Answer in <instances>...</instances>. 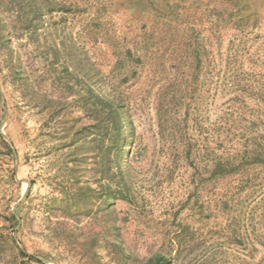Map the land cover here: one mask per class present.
Returning a JSON list of instances; mask_svg holds the SVG:
<instances>
[{"label": "rangeland", "instance_id": "1", "mask_svg": "<svg viewBox=\"0 0 264 264\" xmlns=\"http://www.w3.org/2000/svg\"><path fill=\"white\" fill-rule=\"evenodd\" d=\"M43 1L35 34L20 20L0 42V264H37L12 235L44 264H264V0ZM87 90L133 129L131 201L91 214L70 193L99 188L72 145Z\"/></svg>", "mask_w": 264, "mask_h": 264}, {"label": "trees", "instance_id": "2", "mask_svg": "<svg viewBox=\"0 0 264 264\" xmlns=\"http://www.w3.org/2000/svg\"><path fill=\"white\" fill-rule=\"evenodd\" d=\"M43 0H0V42L9 38V28L15 27V23L23 21L27 27L25 31H32L35 34L38 29L42 16L40 10H42ZM26 7L29 9L35 8L33 13L35 14L30 18L26 16L24 11L27 12ZM16 10L17 15L10 17L11 12ZM64 12H68L67 9H63ZM21 14V16H20ZM23 14V15H22ZM7 18L12 19V22H8ZM74 104L79 108L85 115L93 119V124L81 128L72 137V145L76 146V151L81 148L88 147V152L92 151L94 155L95 169L96 172L95 182L99 185L98 189H95L90 181H87L83 186L76 187L72 193V200L76 198L74 207L81 201L83 208L87 214H91L96 210V204L99 200L105 198L108 203H103L104 209H107L110 205V201H125L130 202L132 198L128 179L126 177L127 168L125 163L126 148L128 147V141L132 135V122L127 117L126 112L123 111V106L117 102L114 97H111L107 93L94 92L92 90L84 91L79 93ZM108 138L110 145L104 148L105 138ZM0 142L2 147L7 152V155L11 158H15V152L11 145H9L4 138L0 135ZM80 144V145H79ZM77 162V161H76ZM79 162V161H78ZM73 191V190H72ZM77 191V192H76ZM107 193L106 195L104 193ZM67 193H65V196ZM73 208V207H72ZM69 210V209H68ZM111 213H115L114 210H110ZM68 212V211H67ZM71 217L77 219L80 215H72L73 213L68 212ZM10 220L15 229L25 225V219L17 214H11ZM115 225L110 228L109 232L118 231ZM114 230V231H113ZM71 237L77 236V231H70ZM77 237H73L77 240ZM116 236H114L115 238ZM97 243L99 237H94ZM118 239H114L115 244H112V249H118ZM7 243H11L16 246L17 254L20 258L28 260L37 264H44L43 258L38 254H29L27 249L19 244L17 237L14 235L10 236ZM5 243V242H4ZM3 243V244H4ZM3 247L0 245V254L3 253ZM119 253H117L118 255ZM146 264H170V261L165 255L155 254L152 256Z\"/></svg>", "mask_w": 264, "mask_h": 264}, {"label": "water", "instance_id": "3", "mask_svg": "<svg viewBox=\"0 0 264 264\" xmlns=\"http://www.w3.org/2000/svg\"><path fill=\"white\" fill-rule=\"evenodd\" d=\"M3 128H4V125L2 126L1 131H0L1 134H2ZM2 135H3V134H2ZM25 197H26V195H24V196L22 197V199L20 200V202L23 201V199H24ZM20 202H19V203H20ZM19 203H18V205H19ZM43 262H44V260H43Z\"/></svg>", "mask_w": 264, "mask_h": 264}]
</instances>
